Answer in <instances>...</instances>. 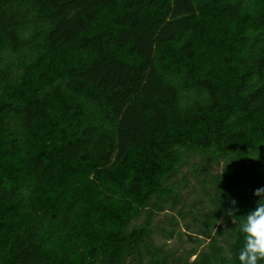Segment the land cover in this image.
<instances>
[{
	"label": "trees",
	"instance_id": "1",
	"mask_svg": "<svg viewBox=\"0 0 264 264\" xmlns=\"http://www.w3.org/2000/svg\"><path fill=\"white\" fill-rule=\"evenodd\" d=\"M260 187L264 0H0V264H240Z\"/></svg>",
	"mask_w": 264,
	"mask_h": 264
},
{
	"label": "rangeland",
	"instance_id": "2",
	"mask_svg": "<svg viewBox=\"0 0 264 264\" xmlns=\"http://www.w3.org/2000/svg\"><path fill=\"white\" fill-rule=\"evenodd\" d=\"M203 162L201 158L198 156H192L187 160L186 165L181 170V172L173 178V182L179 183L181 186V191L183 194V199L187 203H196L200 199V190L197 186V180L195 178L196 173L200 172V167L202 166ZM222 166L213 165L210 167L211 172L219 173L222 171ZM187 180L188 188H184V180ZM172 216H175V212L167 211L165 213L159 214L155 219V224L159 228H172L173 220L171 219ZM177 221L178 217L176 216ZM143 219L135 222V225L141 223ZM179 232L176 234L174 239H169L166 235L162 234L161 232L158 233L155 237V243L158 247H163L167 251H177L179 254L184 253L186 251H190L193 248L198 247V243L196 242V235L191 232H187L184 228L183 223L178 226ZM180 232L182 235H180ZM208 242H204L203 245L199 247V251H202ZM195 259V257L193 258Z\"/></svg>",
	"mask_w": 264,
	"mask_h": 264
},
{
	"label": "clouds",
	"instance_id": "3",
	"mask_svg": "<svg viewBox=\"0 0 264 264\" xmlns=\"http://www.w3.org/2000/svg\"><path fill=\"white\" fill-rule=\"evenodd\" d=\"M254 195L260 198L256 207L238 223L243 236V246L237 254L240 264H264V187L257 188ZM230 204L232 207L227 214L233 219L239 209L235 199H231Z\"/></svg>",
	"mask_w": 264,
	"mask_h": 264
},
{
	"label": "water",
	"instance_id": "4",
	"mask_svg": "<svg viewBox=\"0 0 264 264\" xmlns=\"http://www.w3.org/2000/svg\"><path fill=\"white\" fill-rule=\"evenodd\" d=\"M248 195H252V191L251 190L248 191Z\"/></svg>",
	"mask_w": 264,
	"mask_h": 264
}]
</instances>
